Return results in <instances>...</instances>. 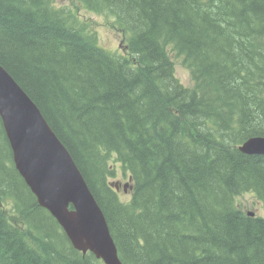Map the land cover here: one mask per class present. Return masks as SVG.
<instances>
[{
    "label": "trees",
    "instance_id": "16d2710c",
    "mask_svg": "<svg viewBox=\"0 0 264 264\" xmlns=\"http://www.w3.org/2000/svg\"><path fill=\"white\" fill-rule=\"evenodd\" d=\"M75 2L0 0V64L69 150L122 263L264 264V217L237 203L264 204V154L239 149L264 136V0ZM79 7L105 15L122 50ZM0 264H105L39 205L1 116Z\"/></svg>",
    "mask_w": 264,
    "mask_h": 264
},
{
    "label": "water",
    "instance_id": "95a60500",
    "mask_svg": "<svg viewBox=\"0 0 264 264\" xmlns=\"http://www.w3.org/2000/svg\"><path fill=\"white\" fill-rule=\"evenodd\" d=\"M0 115L18 171L72 245L83 253H94L105 264H123L105 214L69 150L38 105L1 64ZM239 147L247 154H264V136H252ZM110 185L123 186L125 191L130 187L119 181ZM248 214L255 216L256 212Z\"/></svg>",
    "mask_w": 264,
    "mask_h": 264
},
{
    "label": "rangeland",
    "instance_id": "374dc122",
    "mask_svg": "<svg viewBox=\"0 0 264 264\" xmlns=\"http://www.w3.org/2000/svg\"><path fill=\"white\" fill-rule=\"evenodd\" d=\"M58 5H75V0H56ZM79 12L82 16L88 18L89 25L98 32L100 43L108 50L111 48H118L122 50V36L121 33L116 30L108 22L107 17L102 14H98L83 7H79ZM113 51V50H112ZM171 56L175 60V72L177 77L187 86L194 84L193 78L189 69L184 65L183 58L177 56L175 52L170 51ZM1 116V115H0ZM115 167V175L110 177V181L117 180L119 182H128L130 178L129 172L124 170L119 163L112 162ZM119 193L122 197L128 198L130 193L125 192L123 188H120ZM36 196V195H35ZM237 203L240 204L244 211H255L257 216L264 217V204L258 199L252 192L245 193L237 197ZM42 207V206H41ZM44 208V207H43ZM46 209V208H45Z\"/></svg>",
    "mask_w": 264,
    "mask_h": 264
}]
</instances>
